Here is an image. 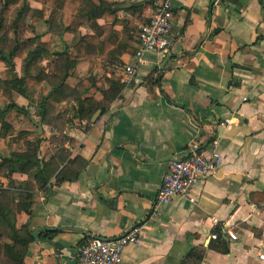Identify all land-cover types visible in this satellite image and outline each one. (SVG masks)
<instances>
[{
	"label": "crops",
	"instance_id": "1",
	"mask_svg": "<svg viewBox=\"0 0 264 264\" xmlns=\"http://www.w3.org/2000/svg\"><path fill=\"white\" fill-rule=\"evenodd\" d=\"M65 1L19 0L0 45V199L18 229L37 231L23 264H74L88 239L133 226L140 243L120 264H264V0H169L173 46L142 64L140 27L164 0H82L68 12ZM11 52L12 72L1 57ZM25 75L41 86L10 85ZM212 151L220 167L194 203L155 206L168 161ZM217 237L226 254L211 248Z\"/></svg>",
	"mask_w": 264,
	"mask_h": 264
},
{
	"label": "built area",
	"instance_id": "2",
	"mask_svg": "<svg viewBox=\"0 0 264 264\" xmlns=\"http://www.w3.org/2000/svg\"><path fill=\"white\" fill-rule=\"evenodd\" d=\"M173 8L169 0L155 5L147 21L140 27L138 33V50L134 54L137 64L143 63L145 53L166 54L173 46L171 37ZM125 83L136 82L135 65L125 67ZM225 120L221 125L229 124ZM221 164V156L212 151L208 156L202 152H192L184 159L168 161L167 172L164 174L161 186L155 199V206L168 205L174 198H181L194 203L193 188L201 178L213 174ZM156 214L153 212V217ZM141 226H133L124 235L113 241L100 238L88 239L82 244L75 256L74 264H120L121 256L126 246L138 245ZM230 238L236 237L230 234ZM264 261V254H259Z\"/></svg>",
	"mask_w": 264,
	"mask_h": 264
},
{
	"label": "trees",
	"instance_id": "3",
	"mask_svg": "<svg viewBox=\"0 0 264 264\" xmlns=\"http://www.w3.org/2000/svg\"><path fill=\"white\" fill-rule=\"evenodd\" d=\"M38 2L48 5L50 7H55V0H37ZM82 0H66L65 1V11L68 12V6L73 5V7H77ZM96 4L100 6V1L95 0ZM156 0H149V4L153 6V3ZM4 3H2V6L0 8V45L2 42V39L4 38L5 34L4 31L7 27V21H8V13L12 10V8L19 2V0H4ZM81 11V10H80ZM106 11V10H104ZM110 12H114L113 10H109ZM78 13V12H77ZM18 15H15V20H17ZM147 21V20H146ZM67 22V29L71 32L77 31L79 27V22L72 23V20L70 18L66 19ZM115 22V20H113ZM138 50V48H137ZM109 50H103L99 52V57L102 58L106 53H108ZM0 52L2 53V50L0 49ZM12 56L13 53L11 52L7 56H1L4 61L7 62L9 65L11 72L13 71V62H12ZM9 57V58H7ZM75 60H78V57L75 58ZM147 82H152L153 80V73H150L147 77ZM89 79L85 82L81 83V85H78L77 90H81L82 87H86L89 84ZM159 82H157L158 84ZM4 81L0 78V95L4 90ZM10 85L14 86L15 88H18L21 93H25L28 88H36L41 86V79L37 76L32 75H25L22 79H15ZM91 91H94V89H90ZM84 106V102H80L78 105V112L81 111L82 107ZM15 107V106H11ZM98 107L96 106L95 109ZM23 136L17 135L13 140H18L22 138ZM37 144L39 143L38 138L36 137ZM1 165V164H0ZM42 176V186H45L48 182V178L45 176V172L41 171ZM12 211L10 208H8L5 205V202L0 199V251L1 256L6 260V263L3 264H23V258L25 255V251L30 243L33 242L34 237L32 236V233L28 231L27 227L23 229H18L16 227L15 223V216H12ZM23 230V231H22ZM56 232H45L43 233V237L45 238H51L54 236ZM211 248L226 254L228 252V246L219 238L217 237L215 242L212 243Z\"/></svg>",
	"mask_w": 264,
	"mask_h": 264
},
{
	"label": "water",
	"instance_id": "4",
	"mask_svg": "<svg viewBox=\"0 0 264 264\" xmlns=\"http://www.w3.org/2000/svg\"><path fill=\"white\" fill-rule=\"evenodd\" d=\"M141 4H142L141 2L140 3H129V4L121 5L118 8H120V9H129V8L137 7V6L141 5ZM98 114H99V112L94 115L93 121L97 118ZM36 233H37V231L35 230L33 232V236H36Z\"/></svg>",
	"mask_w": 264,
	"mask_h": 264
},
{
	"label": "rangeland",
	"instance_id": "5",
	"mask_svg": "<svg viewBox=\"0 0 264 264\" xmlns=\"http://www.w3.org/2000/svg\"><path fill=\"white\" fill-rule=\"evenodd\" d=\"M5 205L8 207V206H10V204L9 203H5ZM9 208V207H8ZM13 209H14V207H13ZM12 216H15V213L12 211V214H11V217ZM3 263H6V260L4 259V258H2V256H1V251H0V264H3Z\"/></svg>",
	"mask_w": 264,
	"mask_h": 264
}]
</instances>
